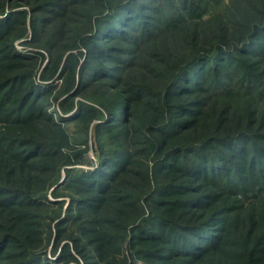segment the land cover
<instances>
[{
	"label": "trees",
	"instance_id": "1",
	"mask_svg": "<svg viewBox=\"0 0 264 264\" xmlns=\"http://www.w3.org/2000/svg\"><path fill=\"white\" fill-rule=\"evenodd\" d=\"M237 1L0 0V264H264V0ZM15 3L44 74L83 49L77 81L69 53L38 84ZM97 117V167L58 183Z\"/></svg>",
	"mask_w": 264,
	"mask_h": 264
},
{
	"label": "rangeland",
	"instance_id": "2",
	"mask_svg": "<svg viewBox=\"0 0 264 264\" xmlns=\"http://www.w3.org/2000/svg\"><path fill=\"white\" fill-rule=\"evenodd\" d=\"M16 4V3H15ZM14 4V5H15ZM235 4H239V2L237 0H220V2H218L217 4H214L212 6H209L208 11L202 16V20L205 21L208 18L217 15V13H219L220 15H224V12L226 13V15H228L229 12H231L233 5ZM16 7L12 10L15 11H19V10H24L27 11V17L25 18L26 22H27V32L24 36L17 38L14 41V46L16 48L17 51L22 52L24 54H31V53H37L41 58L38 59V61H36V65L38 66V70L36 71V80L38 82V84H45V82H43V78H42V74L44 76V78L46 80H48L47 83H51L52 81H54L56 79V77L58 76L59 71L61 70L62 66H63V62L65 61V58L67 57V55H69V53L74 54L77 56V62H78V66L76 67V81L78 79V69L79 66L81 65V63L84 61L85 56H82V51L83 49L81 47L78 48H73L72 50H66V52L63 54L62 57H60L59 55H55L53 54V67H52V71H50L49 73L44 74L42 72V68L45 66V64H47V61L49 59L48 54H46V52L44 50H42L40 47H36V45L34 43H29L28 40L31 37V32H30V27L29 25V21L31 19V12L28 10L27 7H25V5L20 4H16ZM11 12V11H9ZM9 12H5V15L0 16L1 18H5L6 14H8ZM203 25V24H202ZM204 30V27L202 28H198V30ZM55 53V52H53ZM51 59V58H50ZM39 64V65H38ZM36 66V67H37ZM35 67V68H36ZM66 78V77H65ZM40 79V80H39ZM53 79V80H51ZM71 80L70 78H66L64 79V83L65 85L68 84V82ZM63 83V84H64ZM54 84H57V88L61 85L60 80H55ZM57 88L55 90L52 91V95L48 96V102L49 104L51 103V110L49 108L50 111H52V109H56V110H60V106L58 105V102L60 101V99H62L64 96L60 97L58 100H55L56 97L58 98L60 96L59 92L60 90H57ZM81 100L83 101V99L81 98ZM74 101H79V96L75 97ZM66 106V105H65ZM77 107V104L75 103V108ZM75 111V109H73L72 111L68 112L66 114V116L71 115V113ZM99 122V118H95L91 121V123L88 125V130L85 127V123L86 122H82V120H71L69 122H67L65 124V128H66V134L68 136L69 139V143L70 146L63 148V152L67 155V161L68 162H64L63 165H61L60 167V177L58 179V183H61L64 180V177L67 173V171L70 170H82V171H90L93 170L97 167L98 165V161H99V157H100V143L99 141L96 140V137L94 135V127L95 124ZM106 136L104 135V139ZM104 141V140H103ZM86 144V145H85ZM55 185L51 186L48 194H50L52 192V190L54 189ZM57 199H54V197L51 199L53 200H69V194L67 193V191H65V189L61 188L60 190L57 191ZM67 203H65L63 205L62 210H65ZM55 222L51 223V226L54 227ZM67 241H64V243ZM72 247V245H71ZM50 249V247H49ZM72 249V248H71ZM75 257L78 259V262L73 263V264H83L82 259L77 255V253H75L74 250H71ZM122 252H124V254H128V250L126 249V244L123 246L122 248ZM54 259V258H53ZM139 264H143L141 261H138Z\"/></svg>",
	"mask_w": 264,
	"mask_h": 264
}]
</instances>
